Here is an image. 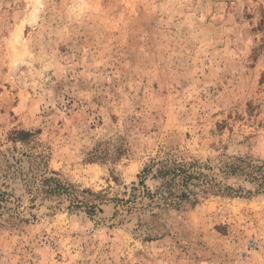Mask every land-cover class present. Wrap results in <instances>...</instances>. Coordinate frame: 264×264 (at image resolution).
I'll return each mask as SVG.
<instances>
[{
  "label": "rangeland",
  "instance_id": "1",
  "mask_svg": "<svg viewBox=\"0 0 264 264\" xmlns=\"http://www.w3.org/2000/svg\"><path fill=\"white\" fill-rule=\"evenodd\" d=\"M0 264H264V0H0Z\"/></svg>",
  "mask_w": 264,
  "mask_h": 264
},
{
  "label": "trees",
  "instance_id": "2",
  "mask_svg": "<svg viewBox=\"0 0 264 264\" xmlns=\"http://www.w3.org/2000/svg\"><path fill=\"white\" fill-rule=\"evenodd\" d=\"M19 133L21 135H29L30 134V132H25V131H20ZM21 139H24V138L22 137ZM161 173L162 174H167V173L169 174V173H171L172 174V179H175L176 176H178L179 178H181V180H180L181 182H185L189 178H192L191 177L192 175L187 173V170L184 168V166H181L179 164H176L172 168L171 167L166 168L164 171H161ZM170 193H171L170 195L173 194L171 192V190H170ZM185 196H187V194L185 192H183L180 197L183 198Z\"/></svg>",
  "mask_w": 264,
  "mask_h": 264
}]
</instances>
